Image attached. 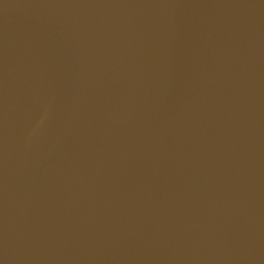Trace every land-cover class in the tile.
Instances as JSON below:
<instances>
[{"label": "water", "instance_id": "95a60500", "mask_svg": "<svg viewBox=\"0 0 264 264\" xmlns=\"http://www.w3.org/2000/svg\"><path fill=\"white\" fill-rule=\"evenodd\" d=\"M0 264H264V0H0Z\"/></svg>", "mask_w": 264, "mask_h": 264}]
</instances>
